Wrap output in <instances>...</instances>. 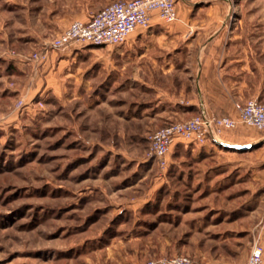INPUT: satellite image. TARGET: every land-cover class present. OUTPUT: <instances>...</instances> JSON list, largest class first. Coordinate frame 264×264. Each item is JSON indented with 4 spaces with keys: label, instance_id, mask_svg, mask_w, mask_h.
I'll return each mask as SVG.
<instances>
[{
    "label": "rangeland",
    "instance_id": "rangeland-1",
    "mask_svg": "<svg viewBox=\"0 0 264 264\" xmlns=\"http://www.w3.org/2000/svg\"><path fill=\"white\" fill-rule=\"evenodd\" d=\"M112 1L0 0V264H144L199 252L245 262L254 240L264 249V168L235 169L221 158L230 148L193 142L172 148L163 169L148 153L150 135L175 121L149 122L129 64L145 50L148 60L170 52L166 87L180 85L194 61L192 34H173L180 22H161L152 31L160 38L143 44L77 45L30 60L59 33L49 21L82 19ZM186 1H176L178 19L197 13ZM225 1L224 26L235 34L224 44L264 41V0ZM254 153L260 162L264 147Z\"/></svg>",
    "mask_w": 264,
    "mask_h": 264
},
{
    "label": "crops",
    "instance_id": "crops-1",
    "mask_svg": "<svg viewBox=\"0 0 264 264\" xmlns=\"http://www.w3.org/2000/svg\"><path fill=\"white\" fill-rule=\"evenodd\" d=\"M183 5L186 9L189 8L191 10L195 8L197 11L195 17L186 19L184 15L182 18L177 19L180 24L175 26L177 29L175 33H173L175 35L180 33L179 36L182 37L191 33L193 37L194 61L190 66L191 73L187 74V79L180 75L178 76V79L182 80V83L184 80H187L189 84L184 85V83H181L173 90L166 87L167 83H169L166 75L170 74L173 67L165 61L170 53H165V50H160L159 54L151 60H148L147 50H145L144 53L137 54L134 61L129 64L130 72L135 75L132 80L138 83L141 90L137 98H135V103L143 106L145 110H152L151 112H153V115L150 113V116H148L149 122H151V120L175 122L187 120L200 110H204L206 113L215 116L230 115L234 117L235 109L233 104L235 101H246L253 98L263 102L264 68L261 70L257 69L258 71L251 69L246 70L245 68L251 63L257 62L256 64L260 65L259 61L264 62V41L262 40L254 43L247 42L243 44H224L227 37L230 38L232 34H235L232 29L224 26V20L230 10L225 0H187ZM202 10L206 11L208 15L200 21L196 17L201 15L199 13L202 12ZM187 11L189 12V10ZM88 17L89 15L82 19H75V17L65 15L62 16L61 22L59 23L49 21L48 26L50 25V27L46 28L53 32H55V30L60 32L65 29L71 21H85ZM152 21L153 23L151 27L147 29V32L136 30L129 35L130 37L127 43L132 46L133 44L139 45L140 42L143 44L145 40L159 39L161 33L157 35L152 31H154L155 26L161 24L162 21L158 20L156 17H154ZM182 26L187 27L188 30H184ZM237 45L242 50L239 55H236L234 52V50L237 49ZM114 55V57L118 59V65L115 66L114 69L116 68L120 76H122L123 71L126 70L127 67L126 64H122L124 63V52L116 51ZM237 66L241 68L240 72L237 73L238 77H235L233 72H236ZM160 70L161 73L158 75L157 80L151 79V76L147 79L140 78V74L147 71L152 73L160 72ZM178 104L182 107H175V105L178 106ZM222 136H224V138L221 140V143L208 141L206 144L200 146L203 147L205 151L211 146L214 148H230L235 152L234 155L221 156V158L223 157L227 162L235 164V169L239 168L241 171H251V169L264 168V158L257 163L255 161L258 160H255V158L253 160V157L257 156L254 152L264 147L263 131H257L254 128L239 124L235 130L225 132ZM194 144L199 145L196 143ZM238 225L236 228L239 227ZM194 243L201 244L202 242L194 241ZM206 257L205 254L199 252L196 260L211 258L213 260H220L221 263L218 262L219 264L244 263L233 260L234 257L232 255L223 257L211 253L207 258ZM115 263L117 264L118 261L114 262V264ZM122 264L134 263L123 261Z\"/></svg>",
    "mask_w": 264,
    "mask_h": 264
},
{
    "label": "built area",
    "instance_id": "built-area-1",
    "mask_svg": "<svg viewBox=\"0 0 264 264\" xmlns=\"http://www.w3.org/2000/svg\"><path fill=\"white\" fill-rule=\"evenodd\" d=\"M177 0H113L85 21L73 20L38 51L31 53L30 60L42 63L48 60L49 52L66 50L73 46L107 45L119 46L126 43L136 30H147L156 17L164 24L178 21ZM185 1V0H178ZM234 117H217L200 110L190 119L169 123L150 135L148 153L160 168H166L170 150L180 142L206 144L208 141L221 143L225 132L233 131L242 124L264 131V101L250 98L235 101ZM264 249L260 241L254 240L243 264H264ZM144 264H219L216 261L193 260L187 256H165L151 258Z\"/></svg>",
    "mask_w": 264,
    "mask_h": 264
},
{
    "label": "trees",
    "instance_id": "trees-1",
    "mask_svg": "<svg viewBox=\"0 0 264 264\" xmlns=\"http://www.w3.org/2000/svg\"><path fill=\"white\" fill-rule=\"evenodd\" d=\"M198 112H199V111H198ZM198 112H196L194 115L198 114ZM220 116H222V115H220ZM220 116H217V117H220Z\"/></svg>",
    "mask_w": 264,
    "mask_h": 264
}]
</instances>
